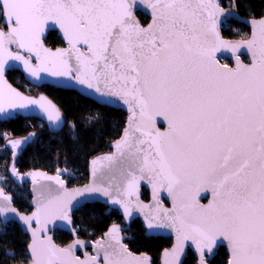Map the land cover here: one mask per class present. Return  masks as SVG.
I'll return each instance as SVG.
<instances>
[{
    "label": "snow or ice",
    "instance_id": "snow-or-ice-1",
    "mask_svg": "<svg viewBox=\"0 0 264 264\" xmlns=\"http://www.w3.org/2000/svg\"><path fill=\"white\" fill-rule=\"evenodd\" d=\"M138 8L150 12L147 26ZM229 15L219 0H0V114L38 105L54 126L64 123L45 97L7 85L6 70L19 65L36 80L45 72L114 98L130 114L115 153L92 161L93 184L69 191L59 170L45 176L62 191L42 186L30 216L0 188V218L6 224L14 214L32 233L23 264H150L129 251L117 224L84 258L76 255L86 247L79 239L60 247L41 238L49 222L72 223L73 200L85 193L107 197L126 219L141 212L149 230H170L175 240L164 264H183L187 248L196 264H212L220 246L228 250L226 264H264V17L252 21L250 39L232 42L220 31V18ZM57 29L65 46L47 47L46 30ZM222 52L232 54L234 66L220 61ZM11 143L16 149L22 142ZM105 168L106 182L105 173L97 177ZM142 183L151 188L150 205L140 199ZM165 194L170 208L163 207ZM2 255L17 258L14 251Z\"/></svg>",
    "mask_w": 264,
    "mask_h": 264
},
{
    "label": "trees",
    "instance_id": "trees-1",
    "mask_svg": "<svg viewBox=\"0 0 264 264\" xmlns=\"http://www.w3.org/2000/svg\"><path fill=\"white\" fill-rule=\"evenodd\" d=\"M238 7L230 8V0H220L221 6L236 11L241 17L259 19L264 17V0H237ZM140 23L148 25L149 18L142 13H137ZM224 39L246 40L250 30L245 26L228 21L222 26ZM45 45L50 48L64 46L61 38L55 31H50L45 37ZM6 78L10 84L26 95L43 93L57 105L64 116V128L51 133L43 122L37 119H26L21 116L8 121H0V186L6 193L13 196V204L20 212H29L30 201L29 186L24 184L19 188L10 180V168L13 164L12 154L5 149V143L9 137L20 138L35 133L34 140L18 158L15 169L19 173H28L32 170H41L55 173V170H66L64 180L69 187L83 186L88 183V163L99 154L110 151L109 144L121 136L126 126L127 113L121 109H113L101 106L83 97L78 92L60 90L53 86L35 88L27 84L24 76L15 70L6 72ZM94 117L90 123H85L89 117ZM75 124V137L71 125ZM148 191L143 190L142 200L148 199ZM104 204H89L79 207L73 215V225L76 234L88 241L97 240L112 226L121 221L120 214L112 209L106 213ZM125 244L133 254L149 255L152 264H158L162 251L172 245L170 237L145 236L142 222L138 219L132 222L130 229L124 233ZM56 244L67 245L72 237L64 232L57 231L54 234ZM29 238L23 233L21 227L15 223L4 225L0 222V259L4 264H23L28 254L27 245ZM4 251H14L17 254L15 260L3 257ZM183 264H195L196 258L192 251ZM228 252L225 247H220L212 258V264H226Z\"/></svg>",
    "mask_w": 264,
    "mask_h": 264
},
{
    "label": "water",
    "instance_id": "water-1",
    "mask_svg": "<svg viewBox=\"0 0 264 264\" xmlns=\"http://www.w3.org/2000/svg\"><path fill=\"white\" fill-rule=\"evenodd\" d=\"M219 3H220V0H219ZM224 10H225L226 13H231V15H229L227 17V19H225V17H221L220 18L221 21H222L221 25H220V31L222 29V26L226 22H228V21H233L235 23L237 22V23L245 26L246 28H248L250 30V33H249L248 38L246 40L250 39L251 33L253 31L252 21L253 20H259L261 18H259V19L244 18V17H241L236 11H234L232 9H228V8L224 7ZM138 12L142 13L143 15H145L146 17L149 18L148 24L151 22V16H150V12L148 10L143 9V8H138L136 14ZM137 19H138V17H137ZM50 31H56L57 36L62 39L61 34L59 33L58 29L57 30H46L45 37L47 36V34ZM221 36H222V31H221ZM225 40L232 41V42H243V41H246V40H240V39L234 40V39H227V38ZM64 46H65V44H64ZM64 46H62V47H64ZM240 52H241V59L245 63H248L250 61V56L247 53L246 49H241ZM217 56H218V58L220 60L229 61L231 66H234L235 60L232 57V54L230 52L217 53ZM10 70H15V71H18L19 73H21L24 76L25 82L27 84L30 83L35 88L40 89V87H42V86H53V87H55L57 89H60V90L64 89V90L75 91V92H78L83 97H86V98L90 99L92 102L98 103L101 106H106V107L108 106V107L116 109V110H118V109L123 110L124 112L127 113L126 122H127L128 117L130 115L129 112L127 111V106L123 105L122 102H120L118 100H115L114 98H110V97H101L98 93H95L94 90L87 89L86 87L77 84L75 81L68 80L65 77L51 76L48 73L42 72V73H40L41 79L40 80H36L35 78L30 77L28 75V73H26L24 71L22 65H19L18 67L14 68V69H8V70H6V72H8ZM6 72H5V75H4V80L7 82V85H10L17 92H20L23 96H26V97H29V98H32V99L39 100V97L43 96V97L46 98V101L51 102V104L54 105L58 109L57 105L54 104L53 101L50 100L46 94H43V93L38 94V93H36V96H35V95H26V94L22 93L19 89H17L15 86H13L12 84L9 83V81L6 78ZM7 111H9V110L6 109V113H7ZM10 111L12 113L10 116L7 115L6 113L5 114H0V121H8L9 119H14L16 117L21 116V117L26 118V119L34 118V119L39 120L40 122H43L51 133L60 131V130H62L64 128L65 119H64L63 115H61V116H62V121H64V123H62L60 125V127H56L51 122H49V120L47 119V114L45 112H43L38 105H29L25 109H14V110H10ZM126 126H127V124H126ZM123 130H122V132L120 134L121 136L119 137V139L122 137ZM34 136H35V133L31 132L29 135L24 136V137H20V138H11V137H9V139H7V141L5 143L6 151H8V152L10 151L11 154H12V162H13V164H12V166L10 168V172H9L10 173V180H12L14 182V184H16V186H18L19 188H22V186L24 184H28V186H29V194H30V197H31L28 205H29L31 210L29 212H23V213L20 212L16 208V206H14V204H13V196L8 194V193H6V191L1 186H0V188L3 189V191H4V193L6 195H9V196L12 197L13 207H15L21 215H29L30 216L35 211V203H34V201H36V199L38 198L39 190H41L42 186H50L51 189L53 190V194L54 195L57 192H61L62 191L60 189V186L58 184H56L54 180L45 179L44 178L45 176L55 177L57 175L58 170H59L60 178L64 181V188L68 189L69 191H72V190H75V189H83L86 186H89V185L93 184V175H92V167H93V165H92V161L97 159V158L103 157L105 155L114 154L115 153V148L113 146L115 141H113V142H111L109 144L110 151L108 153L99 154L98 156L92 158L89 161L88 168H87L88 169V183L83 185V186L69 187L67 181L64 180V177L66 176L67 171L66 170H60V169L55 170V173H48L46 171H41V170H32V171H30L28 173H19L15 169L17 175H13V168H15L14 165L16 164L18 158L21 156V154L24 152V150L28 146H30L32 144V142L34 140L33 139ZM119 139H117V140H119ZM16 140H19L22 143H21V145L18 148L13 149L11 142L12 141H16ZM97 168L99 169V164L97 165ZM101 172L105 173V175L103 176V180L106 182L107 179L109 178V176L111 175V173H108L106 168L105 169H100L98 171V173H97V177L98 178L101 176ZM34 174L36 175V181L35 182L32 179ZM144 188L148 190L149 198H148V201H145V200L144 201L141 200V201L144 204H149L150 205V204L153 203L152 191H151L150 186H148L147 184H144V183L141 184L140 199H141V196H142V190ZM113 194H115V191L113 192ZM78 201L80 202L79 204H77ZM94 203L95 204H100L101 203V204L106 205L107 206L106 213H109L112 209H114L120 214L121 222H120V224H117V225H119L121 227V229H122V231L120 233V236L122 238V242L123 243H124V240H125L124 232L129 230L130 225L132 224V222H134V220L138 219L143 224L145 236L155 237V238H157V237H165V238L171 237L172 238V246H173L174 240H175V236L170 230H168V229H152V230H149L146 227V222H145V219H144V215L141 212L135 211V210L133 211L132 217L130 219H126L125 216H124V213H123V209L120 208L119 205H112L110 202H107V197L99 196V194H96V193H85L84 196L75 197V199L73 200V204L75 206L73 207V210L70 213L71 220H72L71 224H68L66 221H62V220H55L53 222H49L46 225L47 231L46 232H41V233H39V235L41 236V238H44L45 236L51 237L52 241L56 244V242L54 240V237H53L54 234L57 231L64 232L66 234H69L72 237L71 241L68 244L73 243L76 239H79L86 245L85 248H80L78 246L77 250H76V255L80 256L81 258H84V253L85 252H88V253H91V254L94 255L95 254L96 244L99 243V242H103L104 240L107 239L105 234L108 232V230L110 229L111 226L107 229V231H105L102 234V238L97 239L95 241H88V240L82 239V238L77 236L76 229H75V227L73 225L74 212L76 210H78L79 207H83V206H86V205H89V204H94ZM165 203H167V204H165ZM163 207H166V208H170L171 207V200H170V198H168L166 196V194L164 195ZM145 211H148V209H145ZM8 217H9V220H8V222L6 224L15 223L19 227H21L23 233H25L27 235V238H29V243H31V241H32V233H31V230L27 229V225L23 224V222L20 221L18 217H15L14 214L9 213ZM0 222H2L4 225H6L3 222V218H0ZM32 225H33V228H37L38 227L36 225L35 221H32ZM73 229H75V232L73 231ZM29 243H28V245H29ZM28 245H27V249H28ZM67 245L60 246L58 244L57 246L66 247ZM172 246L170 248L166 249V250H170L172 248ZM220 247H225L226 252H228L226 246H220ZM220 247H218L215 250V254L217 253V250ZM188 250L192 251L195 254V257H196V253L194 252V250L191 249V248H187L185 250V252H186L185 256L182 257L183 261H184V259L186 258L187 254H188L187 253ZM164 252H165V250L160 254L161 256H160V259H159V264H164V259H165ZM133 255L137 256V257L147 256L149 261H150V256L149 255L136 254V253L133 254Z\"/></svg>",
    "mask_w": 264,
    "mask_h": 264
},
{
    "label": "flooded vegetation",
    "instance_id": "flooded-vegetation-1",
    "mask_svg": "<svg viewBox=\"0 0 264 264\" xmlns=\"http://www.w3.org/2000/svg\"><path fill=\"white\" fill-rule=\"evenodd\" d=\"M138 13H140V12H138ZM136 15H137V14H136ZM55 32H56V31H55ZM56 34H57V33H56ZM58 38H59V37H58ZM227 63L230 64L229 61H227ZM144 189H145V188H144ZM144 189H143V190H144ZM143 190H142V194H143ZM146 190H147V189H146ZM147 191H148V190H147ZM148 194H149V192H148ZM141 197H142V196H141ZM148 198H149V196H148ZM141 200H142V198H141ZM143 201H144V200H143ZM145 201H146V200H145ZM147 201H148V199H147ZM202 202H203V203H206L207 200H204V201H202ZM165 204H167V203H165ZM110 212H111V211H110ZM120 222H121V221H120ZM118 224H120V223H118ZM130 226H131V225H130ZM129 229H130V228H129ZM127 231H128V230H127ZM125 232H126V231H125ZM125 232H124V233H125ZM124 236H126V235L124 234ZM101 238H102V237H101ZM170 238H171V237H170ZM99 239H100V238H99ZM171 239H172V238H171ZM85 240H86V239H85ZM91 241H95V240H91ZM124 242H125V240H124ZM171 243H172V242H171ZM124 244H125V243H124ZM126 246H127V245H126ZM171 246H172V245H171ZM127 248H128V247H127ZM169 248H170V247H169ZM129 251H130V250H129ZM188 251H190V250H188ZM188 251H187V252H188ZM162 252H163V251H162ZM162 252H161V253H162ZM192 253H193V252H192ZM141 254H142V253H141ZM187 255H188V254H187ZM194 255H195V254H194ZM215 255H216V254H215ZM215 255H214V256H215ZM186 257H187V256H186ZM195 258H196V257H195ZM184 260H185V259H184ZM150 263H151V258H150ZM151 264H152V263H151ZM158 264H159V262H158ZM195 264H196V263H195Z\"/></svg>",
    "mask_w": 264,
    "mask_h": 264
},
{
    "label": "rangeland",
    "instance_id": "rangeland-1",
    "mask_svg": "<svg viewBox=\"0 0 264 264\" xmlns=\"http://www.w3.org/2000/svg\"><path fill=\"white\" fill-rule=\"evenodd\" d=\"M222 63H227V61L225 60H220ZM228 64V63H227ZM229 66H231V64H229ZM35 96H36V93H35ZM9 139V138H8Z\"/></svg>",
    "mask_w": 264,
    "mask_h": 264
}]
</instances>
